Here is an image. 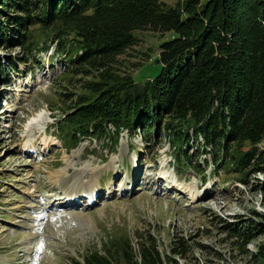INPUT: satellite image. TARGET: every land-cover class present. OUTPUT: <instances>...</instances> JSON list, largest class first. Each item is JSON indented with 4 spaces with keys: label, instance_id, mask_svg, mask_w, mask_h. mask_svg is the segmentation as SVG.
<instances>
[{
    "label": "trees",
    "instance_id": "trees-1",
    "mask_svg": "<svg viewBox=\"0 0 264 264\" xmlns=\"http://www.w3.org/2000/svg\"><path fill=\"white\" fill-rule=\"evenodd\" d=\"M138 32L167 36L155 61L160 71L141 83L119 61L137 45ZM15 48L27 56L54 48L68 74L84 78L60 121L74 146L107 136L116 146L121 132L136 130L148 142L160 129L174 159L193 170L210 154L218 169L245 183L264 173V0H0V50ZM18 63L25 60L0 59V92ZM190 144L193 156L186 155ZM254 215L225 227L246 254L264 237V214ZM256 247L250 255L264 264V241ZM179 248L185 252L183 241ZM84 260L175 263L151 237L137 250L128 238L111 239Z\"/></svg>",
    "mask_w": 264,
    "mask_h": 264
},
{
    "label": "rangeland",
    "instance_id": "rangeland-1",
    "mask_svg": "<svg viewBox=\"0 0 264 264\" xmlns=\"http://www.w3.org/2000/svg\"><path fill=\"white\" fill-rule=\"evenodd\" d=\"M135 35L137 45L119 61L141 83L160 71L155 61L167 36ZM5 56L25 63L0 92V264H85L111 239L128 238L137 250L150 237L174 264H260L250 253L264 237L246 254L225 227L264 214V173L245 183L218 169L210 154L193 170L174 159L160 129L148 142L136 130L121 132L116 146L110 136L74 146L60 121L84 78L71 77L54 48L34 56L0 50ZM185 151L196 152L192 144Z\"/></svg>",
    "mask_w": 264,
    "mask_h": 264
},
{
    "label": "bare ground",
    "instance_id": "bare-ground-1",
    "mask_svg": "<svg viewBox=\"0 0 264 264\" xmlns=\"http://www.w3.org/2000/svg\"><path fill=\"white\" fill-rule=\"evenodd\" d=\"M83 184H84V183H83ZM80 185H81V184H80ZM75 186H77V187H76V190H79V189H78V184L75 185ZM75 186H74V187H75ZM92 187H93L92 185H88V188H89V189H91ZM24 239H25V238H24Z\"/></svg>",
    "mask_w": 264,
    "mask_h": 264
}]
</instances>
